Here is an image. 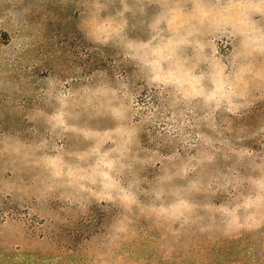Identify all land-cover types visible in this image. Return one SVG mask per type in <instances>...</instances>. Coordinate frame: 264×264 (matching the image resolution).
Returning a JSON list of instances; mask_svg holds the SVG:
<instances>
[{"label":"rangeland","instance_id":"374dc122","mask_svg":"<svg viewBox=\"0 0 264 264\" xmlns=\"http://www.w3.org/2000/svg\"><path fill=\"white\" fill-rule=\"evenodd\" d=\"M0 264H264V0H0Z\"/></svg>","mask_w":264,"mask_h":264}]
</instances>
